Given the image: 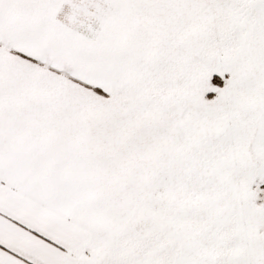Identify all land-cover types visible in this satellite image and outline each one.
Instances as JSON below:
<instances>
[{"label": "snow or ice", "instance_id": "obj_1", "mask_svg": "<svg viewBox=\"0 0 264 264\" xmlns=\"http://www.w3.org/2000/svg\"><path fill=\"white\" fill-rule=\"evenodd\" d=\"M0 264H264V0H0Z\"/></svg>", "mask_w": 264, "mask_h": 264}]
</instances>
